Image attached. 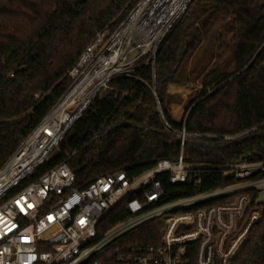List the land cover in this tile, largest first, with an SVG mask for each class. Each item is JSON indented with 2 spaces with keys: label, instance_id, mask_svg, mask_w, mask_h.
<instances>
[{
  "label": "trees",
  "instance_id": "16d2710c",
  "mask_svg": "<svg viewBox=\"0 0 264 264\" xmlns=\"http://www.w3.org/2000/svg\"><path fill=\"white\" fill-rule=\"evenodd\" d=\"M139 1L0 0V167L71 86L69 72L86 47L103 31L114 32ZM211 30L218 35L206 36ZM229 42V68L213 57L196 77L201 90L188 98L185 119L175 121L169 86L190 83L196 56L203 49L224 52ZM165 121L191 133L257 129L232 143L186 140L183 159L195 171L178 185L168 172L158 174L164 202L229 185L226 166L253 150L264 160V0H191L154 58L145 56L129 74L113 78L38 173L66 163L83 188L103 175L124 171L134 178L161 159L177 161L181 142ZM249 194L246 215L264 212L258 192ZM128 214L121 204L108 225ZM162 228L151 220L128 235L135 243L157 244ZM234 264H264V214Z\"/></svg>",
  "mask_w": 264,
  "mask_h": 264
},
{
  "label": "built area",
  "instance_id": "2783aa9c",
  "mask_svg": "<svg viewBox=\"0 0 264 264\" xmlns=\"http://www.w3.org/2000/svg\"><path fill=\"white\" fill-rule=\"evenodd\" d=\"M190 2L140 0L114 32L98 34L79 56L69 72L71 86L0 167V264H234L239 258L251 227L264 214L253 209L246 215L251 191L263 202L264 160L258 152L226 166L229 185L189 197L164 202L166 191L157 176L168 172L173 185L189 180L195 167L184 162L186 140L232 143L257 128L191 133L165 121L166 131L181 142L177 161L161 159L134 178L124 171L103 175L83 188L66 163L38 173L113 78L129 74L145 56L154 58ZM130 21L151 25L146 35L140 33L142 42L131 44V29L116 52L104 57L106 46ZM123 47V56L110 58ZM194 177L199 181L197 173ZM121 204L127 218L108 225ZM151 220L163 225L159 243L133 242L128 234Z\"/></svg>",
  "mask_w": 264,
  "mask_h": 264
},
{
  "label": "rangeland",
  "instance_id": "374dc122",
  "mask_svg": "<svg viewBox=\"0 0 264 264\" xmlns=\"http://www.w3.org/2000/svg\"><path fill=\"white\" fill-rule=\"evenodd\" d=\"M218 21H215L214 24H216ZM222 34L224 36H228V33L223 30ZM217 33H214L213 30H211L206 36H217ZM225 51L222 52H213V50H207L203 49L195 58L193 67H192V73L191 78L192 81L190 83L185 84L183 88L187 89V92L182 96L180 94H177L175 92L170 93L169 97V109L170 113L174 120L177 122H181L185 119V116L187 114V110L189 108V101L188 98L190 96L195 95L197 92L201 90V85L199 83V79L196 77L198 74L205 68L207 63L214 57L216 59V62L221 61V63L228 67L230 66L232 60H233V45L232 42L226 43L223 48ZM104 93V91H103ZM260 199L264 202V193L261 195Z\"/></svg>",
  "mask_w": 264,
  "mask_h": 264
},
{
  "label": "bare ground",
  "instance_id": "6f19581e",
  "mask_svg": "<svg viewBox=\"0 0 264 264\" xmlns=\"http://www.w3.org/2000/svg\"><path fill=\"white\" fill-rule=\"evenodd\" d=\"M150 27L151 25H147V24H143V23H137L135 21H130L128 22L115 36L114 38L109 42V44L106 46V51L104 53V57L108 56V54H112L114 52H116V50L119 48V46L121 45V43H123V39L125 38V35H126V32H130L131 29H133L132 33L133 35L131 36L129 40L132 44L133 40L135 39L137 42H142V39H144L143 35H146V30H147V33L149 32L150 30ZM145 29V30H144ZM140 33H142L143 35H141ZM147 37V36H146ZM129 41H126L127 44H129L128 42ZM147 41V40H146ZM144 42V40H143ZM128 46V45H127ZM131 47V45H130ZM129 47V48H130ZM126 50V47H123L122 51H120L119 53H115L113 55V57L111 56L110 58L111 59H115L117 58L119 55L123 56L124 52ZM95 65H98V62L95 64Z\"/></svg>",
  "mask_w": 264,
  "mask_h": 264
},
{
  "label": "crops",
  "instance_id": "0c3cea01",
  "mask_svg": "<svg viewBox=\"0 0 264 264\" xmlns=\"http://www.w3.org/2000/svg\"><path fill=\"white\" fill-rule=\"evenodd\" d=\"M184 86H185V84H184V85H171V86H169V90H168V91H169L170 93L175 92V93L180 94V95L183 96L184 93H182V92H177L176 89L179 88V87H180V88H181V87L183 88ZM186 90H187V89H186ZM173 119H175V118H173Z\"/></svg>",
  "mask_w": 264,
  "mask_h": 264
}]
</instances>
